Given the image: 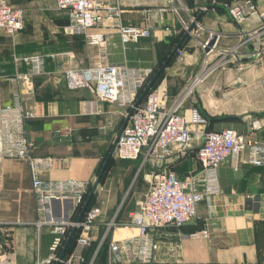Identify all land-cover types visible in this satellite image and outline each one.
I'll return each mask as SVG.
<instances>
[{"label":"crops","instance_id":"1","mask_svg":"<svg viewBox=\"0 0 264 264\" xmlns=\"http://www.w3.org/2000/svg\"><path fill=\"white\" fill-rule=\"evenodd\" d=\"M100 1L103 10L108 6L117 7L118 14L105 18L89 32L107 34L108 62L133 67H158L173 49L172 44L183 37L203 11L200 26L195 27L164 70L158 86L167 88L169 105L191 86L182 110L198 105L210 118L221 120L213 122L215 130L232 127L243 132L255 119L264 123V39L261 50L256 52L257 41L249 37L258 18L251 17L239 25L229 14V8L243 0H173L172 4L169 0ZM253 1L264 8V0ZM8 2L15 7L27 5L28 10L35 2L45 9H55L57 16L64 18L54 38L37 48L39 53L72 52L74 59L65 62L76 67H87L94 62L97 48L87 45L84 35L70 36L64 32L68 14L56 9L55 0H30L27 4L26 0ZM147 10H152L150 16ZM119 25L147 27L151 36L123 46ZM23 31L11 38L0 30V106L12 103L19 92L24 107L34 113L35 116L26 121L28 137L34 144L32 154L54 160V167L43 177L52 180L74 178L93 184L108 145L111 140L114 142L124 122L123 111L115 104L100 102L99 113L88 114L87 103L93 99V93L89 89H69L61 74L58 81L55 80L58 75L54 73L62 63L58 59H50L47 64V70L54 77H35L31 89L22 81H12L11 78L27 72L26 66L15 63L16 55H26L30 51L27 31ZM213 34L217 35L216 50L210 58H218L221 51L234 50V54L227 57L231 62L226 69H219L203 82L192 85L206 57L203 44ZM252 64L260 68L256 72L245 69ZM227 117L236 119L225 120ZM67 127L73 129L70 136L57 133ZM260 135L264 137V131ZM192 146L193 151L189 153L175 150L163 166L174 170L180 179L201 172L196 158L197 145ZM131 166H135L133 171ZM151 169L149 164L142 166V159L124 161L114 157L97 192L98 199L105 204L103 215L91 234L94 241L99 243L106 224L114 215L119 216L121 212V219L128 220L129 212L146 194L144 176ZM1 170L0 246L7 241L12 244L11 264H37L49 257L53 235L47 226L37 225L39 215L29 164L24 160L6 159ZM218 175L222 194L214 196L210 202H201L193 221L181 228L162 227L151 231L158 245L153 264H264V167L249 165L244 154L237 171L231 161L226 160L219 166ZM202 230L209 232L208 238L191 237L192 233ZM137 232L135 226L118 228L109 237L120 240L135 236ZM44 234L46 243L42 240ZM100 246L98 244L97 250ZM95 258L92 264H109L108 252L104 262H100L98 256Z\"/></svg>","mask_w":264,"mask_h":264},{"label":"built area","instance_id":"2","mask_svg":"<svg viewBox=\"0 0 264 264\" xmlns=\"http://www.w3.org/2000/svg\"><path fill=\"white\" fill-rule=\"evenodd\" d=\"M172 2L169 0L170 4ZM102 6L100 0H55L56 9L68 14L69 22L64 32L70 36L84 35L87 45L97 48L92 64L87 67L67 64L66 59L75 57L72 52L16 55V65L23 64L27 72L11 80L22 81L31 89L35 77L52 75L47 70L48 60L58 59L62 63L54 73L58 77L52 75L55 80L58 81L61 74L69 89H89L93 93V99L87 103L88 114L99 113L98 103L109 102L123 111L125 119L156 71L153 67H133L126 63L107 61V34L89 31L99 26L105 18H111L115 13L117 15L119 10L112 6L103 10ZM146 13L150 16L152 10ZM229 14L239 25L251 17L258 18V24L249 32V37L256 39V52H259L264 39V8H259L253 0H243L232 5ZM24 27V9L11 5L8 0H0V30L14 38ZM166 30L170 31L168 28ZM118 32L123 46L151 36L150 29L143 26L119 25ZM207 43L203 44L204 49ZM214 50L216 45L205 51L206 57L192 85L203 82L219 69H226L231 62L227 57L230 53L234 54V50L221 51L218 58L211 59ZM190 91L191 86L175 103L169 105L165 86L151 89L135 108L119 136L114 157L124 161L142 159V166L149 164L152 169L144 176L147 182L146 194L136 202V208L129 212L128 220L119 222L118 214L114 215L99 238V244L102 245L115 229L135 226L138 230L132 237L110 239L109 264H153L158 245L151 231L162 227L185 226L197 216V207L201 202H210L214 196L222 194L218 168L226 160H230L237 171L246 154L249 165L264 167V137L260 135L264 131V123L255 119L243 132L232 127L219 131L207 130L208 117L199 107L193 105L182 110ZM34 116L32 111L24 107L19 92L14 95L12 103L0 106V180L4 160L18 159L29 164L32 192L39 215L37 225L47 226L53 235L49 257L37 264H54L58 261L59 251H62L70 228L74 226L80 232L72 252L62 263L92 264L96 253L89 263H86L84 253L93 241L91 234L103 215L105 201L98 199V187L95 193L96 204L86 210L80 223L73 219L83 207L92 183L74 178L52 180L43 177L45 172L54 167V160L32 154L34 144L28 137L26 121ZM72 132L73 129L67 127L57 133L70 136ZM193 144L197 145L196 158L202 170L180 179L175 171L163 164L169 161L175 150L181 151ZM191 237L208 238L209 232L202 230L192 233ZM0 264H10L1 250Z\"/></svg>","mask_w":264,"mask_h":264},{"label":"rangeland","instance_id":"3","mask_svg":"<svg viewBox=\"0 0 264 264\" xmlns=\"http://www.w3.org/2000/svg\"><path fill=\"white\" fill-rule=\"evenodd\" d=\"M29 1L30 0H26V4ZM31 5H33V6H31L33 8H31L30 10H28L27 5L26 6H20V8H23L24 10H26V12H25L26 13L25 14L26 15L25 16V28H24L23 32L27 31V38L26 39H27V42H28L29 47H30L29 48L30 49L29 54H36V53H39L37 48L40 45L45 44L46 42L48 43L49 41H51L54 38V36L56 35L57 29L61 30L62 20L64 18L57 16L58 14H57L55 9H45L44 7L39 6L35 2H34V4H31ZM245 67H246L245 68L246 70L253 69V71L260 68V66L256 67L253 64L251 66L249 65V66H245ZM262 77H264V75H262ZM262 77L257 78V82H259V79H261ZM112 143H113V141L111 140L109 145H108V150L106 151V154H108L109 148H111ZM193 147L194 146H192V148L189 147V148L183 149L181 151H183L184 153H189L190 151H193ZM134 168H135V166H133V167L131 166V171H133ZM0 212H1V207H0ZM42 240L44 243H46V241H47L46 234H44ZM38 243L39 242L37 240V244ZM11 249H12V244L9 241L3 243L0 246L1 252L7 257L9 263L11 262V254H10ZM98 259L100 262L101 261L104 262L105 260H107V252H106L105 247H103L100 250ZM98 259H97V261H98Z\"/></svg>","mask_w":264,"mask_h":264},{"label":"water","instance_id":"4","mask_svg":"<svg viewBox=\"0 0 264 264\" xmlns=\"http://www.w3.org/2000/svg\"><path fill=\"white\" fill-rule=\"evenodd\" d=\"M203 11H201V13L199 14L198 17H196V19L191 23V25L187 28L185 34L183 35V37L180 39V41L175 45V47L172 49V51L169 53V55L167 56V58L165 59V61L161 64V66L158 68V70L156 71V73L152 76L151 80L149 81V83L147 84V86L143 89V91L141 92V94L139 95V97L137 98L134 106L131 108V110L129 111V113L127 114V116L124 119V122L122 123L119 132L116 135V138L114 140V142L112 143V146L109 150L108 156L106 158V160L103 162V165L97 175V178L95 179L94 183L92 184L91 190L88 194V197L83 205V207L81 208L80 214L78 216L77 222L80 223L82 221V218L93 198V196L95 195L97 188L99 187L101 180L105 174V171L109 165L110 160L114 157V153H115V149L117 147V143H118V139L119 136L122 134L124 128L126 127L127 123L129 122V119L132 115V113L134 112L135 108L138 107L143 100L145 99L146 95L148 94V92L153 88V86L155 85V83L158 81V79L160 78V76L162 75V73L164 72V70L167 68V66L169 65V63L171 62V60L174 58V56L179 52V50L181 49L183 43L185 42V40L192 35L193 30L195 29V27L200 26L199 24V20L201 18V16L203 15ZM216 39H217V35L213 34L212 37L210 38V40L207 43V46L205 48V51H209L210 48L214 47L216 44ZM77 231V226H74L62 248V251L59 255V259L55 264H62L63 259L65 258L66 252L75 236V233Z\"/></svg>","mask_w":264,"mask_h":264},{"label":"trees","instance_id":"5","mask_svg":"<svg viewBox=\"0 0 264 264\" xmlns=\"http://www.w3.org/2000/svg\"><path fill=\"white\" fill-rule=\"evenodd\" d=\"M65 12V11H64ZM67 13V12H66ZM68 19V18H67ZM68 22H69V20L67 21V24H68ZM180 41V39H177L172 45V48H174L175 47V44L176 43H178ZM172 51V49H170L169 50V53ZM169 55V54H168ZM177 55V54H176ZM176 55L174 56V58L176 57ZM173 58V59H174ZM166 59V58H165ZM165 59H164V61H165ZM172 59V60H173ZM171 60V61H172ZM163 61V62H164ZM162 62V63H163ZM162 63H160L159 65H158V67H155L154 69H155V71H157L158 70V68L161 66V64ZM171 63V62H170ZM169 63V64H170ZM163 74H164V72L162 73V75L160 76V78L158 79V81L155 83V85L153 86V88L152 89H155L158 85H159V83H160V81H161V79L163 78ZM195 106H197V107H199L198 105H195ZM200 108V107H199ZM200 110H201V108H200ZM202 111V110H201ZM203 113H204V111H202ZM207 117H208V121H209V124H208V127H207V130H211V131H219V130H215L214 128H213V122L214 121H221V120H218V119H216V118H210L206 113H204ZM232 120V119H236V117H227V118H225V120ZM110 150V149H109ZM109 153V152H108ZM107 156H108V154H106L105 155V157H104V160H103V162L106 160V158H107ZM113 159H114V157L110 160V162H109V165H108V167H107V169H106V171H105V174H104V176H103V178H102V180H101V182H103V180H104V178H105V176H106V173H107V171H108V169L111 167V165L113 164ZM102 165H103V163L101 164V166H100V168H99V170H98V173H99V171H100V169H101V167H102ZM174 171V170H173ZM91 187L92 186H90V190H91ZM89 190V191H90ZM86 199H87V197H86ZM94 204H96V194L93 196V198H92V200H91V202H90V204H89V206H88V208L87 209H89L91 206H93ZM82 208V207H81ZM81 208L79 209V211L76 213V215L74 216V220H76L77 221V219H78V216H79V214H80V211H81ZM129 212V211H128ZM128 212H127V214H128ZM125 213V212H124ZM123 215V213H121L120 212V214H119V216H118V221L119 222H124V220H122L121 219V216ZM71 230H72V228H70V231H69V233L71 232ZM79 232H80V230L79 229H77V231H76V233H75V236H74V238H73V240H72V242H71V244H70V246H69V248H68V250H67V252H66V255H65V258H67L69 255H70V253L72 252V250H73V247H74V245H75V240H76V238H77V236H78V234H79ZM109 241H110V237H109V239H108V241H106V242H104L101 246H100V248H99V250H97V248H98V241H92L91 242V244H90V246L89 247H87V249L85 250V253H84V257H85V261H86V263H89L90 261H91V259H92V257H93V255L96 253V258H97V256H99V253H100V250L103 248V247H105V249H106V252H108L109 253ZM61 253V250L59 251V254ZM96 258H95V260H96ZM55 264V263H54ZM63 264V263H62Z\"/></svg>","mask_w":264,"mask_h":264}]
</instances>
